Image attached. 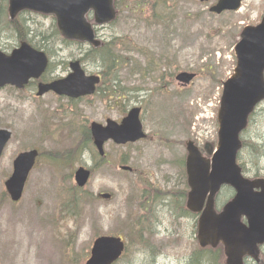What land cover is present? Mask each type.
<instances>
[{"label": "rangeland", "instance_id": "374dc122", "mask_svg": "<svg viewBox=\"0 0 264 264\" xmlns=\"http://www.w3.org/2000/svg\"><path fill=\"white\" fill-rule=\"evenodd\" d=\"M168 1L174 6L176 17L168 31L164 32L156 22H147L150 11L146 8L128 6L126 9L122 6L116 23L98 34L103 41L120 37L126 45L131 44L130 48L147 49V55L157 59L165 54L173 64L171 76L180 72L196 74L187 87H179L173 76L165 87L158 88L147 101L143 114L148 139L125 147L108 143L105 146L108 162L98 164L87 153L80 159L81 146L74 145V142L76 139L80 142L81 137L74 134L72 118L62 113V109L70 104L66 99L52 94L36 98L34 87L20 93L10 88L0 90V129L12 132L0 159V264H83L96 236H125L122 222L126 212L130 211L129 203L139 196L137 194L142 195L145 190L161 194L181 182L179 161L185 156V141H196L201 150L206 143L215 148L216 114L222 82L235 67L233 48L244 27L259 24L264 13V0H242L240 10L219 16L208 12L214 1L207 4L192 0ZM27 20L35 22L28 24L33 30L45 34L53 23L50 18L41 16H27ZM40 33L33 38L34 42L41 40ZM17 45L13 35L5 33L1 48L9 51ZM48 50L52 52L50 76L56 79L64 77L67 62L85 55L87 46L50 42ZM136 55L132 51L126 54L133 59ZM138 59L134 60L143 63ZM131 62L129 60L128 64ZM84 66L91 75L98 73L96 66ZM120 79L127 88L155 90L158 87L154 80L138 83L130 69L124 71ZM144 96L137 100L142 101ZM75 106L73 112L80 113V117H75L77 123L94 121L104 124L106 119L119 122L123 116L119 103L114 106L99 102L97 98L77 102ZM40 112L49 117L48 124L43 127L49 128L48 133L41 127L44 118H40ZM65 127L69 130L61 129ZM241 140L246 145L239 154L238 163L243 166L245 176L264 177V103L251 117ZM76 147L80 148L70 169L66 164L73 158L70 150ZM32 148L38 149L42 155L29 175L21 201L13 204L4 193V182L12 172L16 155ZM122 156H126L128 166L132 167L131 174L116 168V162ZM79 164L91 167L92 175L85 192H82L85 197L79 202L81 209L74 220L69 218L77 211L69 212L68 191L73 186L69 175ZM104 193L111 197L102 199L100 195ZM231 195L230 190L224 189L217 198V205L221 206ZM163 209L161 203L158 208L161 219L166 214ZM165 227L170 228L167 222L159 228V234L157 230L153 240L156 246L165 249L157 264H181L182 258H188L190 251L197 247L192 238L193 226L184 223L179 236L175 237L179 246L174 249L166 246L171 240L165 236ZM201 255L207 257V252ZM128 260L132 261L131 264L137 261L152 264L136 245L131 246L125 261L120 264H128Z\"/></svg>", "mask_w": 264, "mask_h": 264}, {"label": "water", "instance_id": "95a60500", "mask_svg": "<svg viewBox=\"0 0 264 264\" xmlns=\"http://www.w3.org/2000/svg\"><path fill=\"white\" fill-rule=\"evenodd\" d=\"M201 3L210 0H196ZM242 0H217L210 12L237 11ZM22 11L53 16L60 35L71 41L98 47L93 25H104L115 20L114 0H8L10 20ZM93 13V23L87 15ZM93 24V25H92ZM236 66L233 74L223 83V92L217 113L218 142L211 158L203 155L192 141L185 143V170L189 192L186 209L200 213L197 240L200 248L222 245L226 264H243L248 256L260 262L259 246L264 244V179L243 178L236 163L241 149L239 136L247 127L249 115L257 104L264 101V14L257 26H247L241 31L234 48ZM44 53L22 43L10 55L0 52V88L11 85L22 89L31 79H38L47 67ZM72 73L65 79L48 85L39 84L37 96L49 91L58 95L78 98L91 95L98 77H86L79 63L70 64ZM194 74L181 73L176 80L188 85ZM140 109H132L116 124L110 120L106 127L92 123L90 131L100 156L104 155L105 142L134 143L145 138L139 119ZM11 133L0 130V156ZM36 151L20 154L13 163V174L5 182L12 201L21 198L27 176L32 169ZM129 171L130 168L122 167ZM90 172L79 168L75 173L78 187L86 185ZM222 186H230L235 196L215 211V198ZM108 198V195L102 196ZM247 219V226L241 221ZM124 251L119 238L101 237L95 240L91 257L86 264H113Z\"/></svg>", "mask_w": 264, "mask_h": 264}, {"label": "trees", "instance_id": "16d2710c", "mask_svg": "<svg viewBox=\"0 0 264 264\" xmlns=\"http://www.w3.org/2000/svg\"><path fill=\"white\" fill-rule=\"evenodd\" d=\"M118 3L119 5L121 3H124L125 6L131 5L132 7L135 8L136 7L143 9L146 8L148 11H150V18L152 19L151 21H153L152 23L156 22L160 24L161 27H164L166 24L168 28H171L173 26L172 24L173 19L176 18L174 17V15H170V17L165 19L166 13L168 12L170 6V2L168 0H118L117 4ZM6 8H7V0H0V36H2L5 33H11L18 42L27 41L34 48L43 50L47 55H51V51L48 50L50 42L68 45L67 42L65 43L60 39L55 25H52L51 29L49 31H46V33L47 32L49 33L48 36H46L45 32H42L44 34V36L42 37L44 41L37 40V42H34L33 38L34 37L37 38L38 37L37 33L40 32L33 30L28 24H35V22H28L27 13H23L19 15L17 19L10 22L7 18ZM148 20L149 19L147 18V22ZM48 38L51 39V41H48ZM31 40H33V42H31ZM117 44L118 42L116 41V39L113 38L109 42L103 43V45L98 49H92V48L88 49L87 50L88 52L86 53L87 58L91 63L100 66V69L107 72L105 78L106 81L103 82L101 86L98 88V96L101 99L107 97L108 92L117 93L118 95L123 93L122 89L118 85V82L114 78L107 77L110 71H113L117 68V66L124 64L121 54L116 52ZM82 61L84 62L85 60ZM151 63L155 64V61L152 60ZM85 140L86 142L88 141L90 143L89 135L87 132L85 134ZM243 145L245 146L246 143H243ZM183 162L184 161L182 158L179 161V165L181 169L183 167ZM183 177H184V173H183ZM183 179H182L183 182L182 185L183 187H185V182ZM184 191L185 190H182L180 194H184ZM160 196L161 194L158 191H154V190L152 191L145 190L142 192L139 201L140 202L139 207L141 209V213L138 215L137 219L134 221L132 225L130 224L131 216L129 214L127 216V221H128L127 224L129 223L128 228H127V224L125 225L127 228V232H126L127 249L121 260L116 264H120L125 261L127 257V253L129 252V249L131 248L130 246L132 245L133 242H140L144 240L145 244L141 248V250L145 252L148 251V247H149V245H147L148 240H146L144 234L151 235L153 233L150 230V229H154V226H151V222H153V218L152 216H150L151 215L150 211L153 209L151 208V203H153L156 199L159 200ZM161 198H163V196L160 197V199ZM69 204L72 205L73 208H78L77 199H75L74 197H72L69 200ZM152 257L155 258L154 255ZM153 261L154 259H152V262ZM127 263L131 264L132 261L128 260Z\"/></svg>", "mask_w": 264, "mask_h": 264}, {"label": "flooded vegetation", "instance_id": "af4514ba", "mask_svg": "<svg viewBox=\"0 0 264 264\" xmlns=\"http://www.w3.org/2000/svg\"><path fill=\"white\" fill-rule=\"evenodd\" d=\"M100 77L102 78V75L99 74ZM51 77V76H50ZM165 79H164V78ZM53 78V77H52ZM52 80V79H51ZM50 81V80H49ZM170 80L168 78V72L164 71V74L162 76V80H161V84L160 86H164L167 83H169ZM68 102L70 101V104L72 102L75 101H71L70 99H66ZM81 101L86 100L84 98L80 99ZM71 107L67 106L65 109H63V111L65 113H67L68 111H70ZM173 197H175L176 199L172 200V203L169 201L168 197L162 201L163 205H164V212L166 213L165 215H163V219L160 218V216L158 215V209L155 210L156 208V204L151 203V208H153L150 213L153 218V222H151V226H154V229H150L151 232H154V235L151 237V241H150V237H148V241L150 246L149 248V253L151 254L150 257L152 258V256H158L161 257L162 255V251L165 250L164 248H160L158 247V245L156 246V244L153 242L154 237L157 236V230H158V234L160 231V227L163 226L166 222L169 224L170 228L165 227V236L168 237V240L170 239V245L166 244L167 248H171L174 249L176 247H178L179 245H177L175 243V237H178L181 229L184 225V223H186L188 225V223H190V225L193 226V237L196 241V249L193 251H190V255L188 256V258H178V261H182V263L184 262V264H225L224 261V257H223V250L221 247H217L215 249H200L198 247V243L196 240V230H197V222H198V215L192 214V213H187L184 210V205H185V199H183V202L180 203V199L178 194H172ZM169 201V202H168ZM158 205V203H157ZM159 207L161 206V203H159L158 205ZM202 251H209L212 252L213 256L210 257H205L202 256ZM260 252H261V262L260 263H256L255 261L249 259V258H245L244 259V264H264V246L260 247ZM158 260V259H157ZM158 261L155 262V264H157ZM181 263V264H182Z\"/></svg>", "mask_w": 264, "mask_h": 264}, {"label": "clouds", "instance_id": "9594fccd", "mask_svg": "<svg viewBox=\"0 0 264 264\" xmlns=\"http://www.w3.org/2000/svg\"><path fill=\"white\" fill-rule=\"evenodd\" d=\"M136 264H139V262L137 261Z\"/></svg>", "mask_w": 264, "mask_h": 264}]
</instances>
